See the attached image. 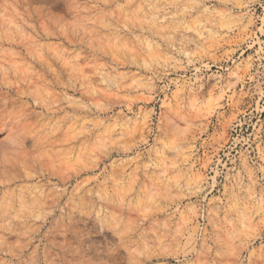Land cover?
I'll return each mask as SVG.
<instances>
[{"label": "rangeland", "instance_id": "1", "mask_svg": "<svg viewBox=\"0 0 264 264\" xmlns=\"http://www.w3.org/2000/svg\"><path fill=\"white\" fill-rule=\"evenodd\" d=\"M250 7L255 22L229 33L205 66L185 55L181 66L149 81L152 72L140 65L153 37L144 33L141 46L138 22L162 21L163 11L146 8L147 17L136 13L122 26L114 19L120 7L109 0L85 31L66 23L71 17L57 0H0V102L7 106L0 141L12 140L16 117L30 114L26 135L13 141L19 153L11 145L0 151V264H120L129 243L144 251L142 264H264V230L254 226L229 245L213 223L218 213L224 218L240 168L264 175L256 171L264 166V0ZM170 35L177 43L195 39L183 30ZM156 39L153 56L175 55ZM236 65L240 82L229 75ZM121 79L129 87L116 92ZM191 80L206 102L192 161L205 179L196 194L165 207L159 178L174 153L158 155L168 142L161 117L168 119ZM260 191L258 182L254 194ZM193 205L194 219L185 214ZM181 224L201 237L195 250Z\"/></svg>", "mask_w": 264, "mask_h": 264}, {"label": "clouds", "instance_id": "2", "mask_svg": "<svg viewBox=\"0 0 264 264\" xmlns=\"http://www.w3.org/2000/svg\"><path fill=\"white\" fill-rule=\"evenodd\" d=\"M57 2L64 5L63 12L71 17L66 21L70 27L87 31L99 22L98 18L93 17V10L100 3H109V0H57ZM116 2L120 7V14L114 15V19L122 26H128L129 19L135 21L136 13L147 17L149 13L145 12L146 8L154 9L157 13L163 11L162 21L153 17L151 20L142 19L138 22L141 34L136 37V40L139 44L144 46L147 41L144 33L153 37L145 52L147 59L141 57L143 63L140 65L152 72V75L148 77L149 81L160 79L166 75L168 70L181 66L184 63L182 57L185 55L188 56L189 63L199 61L202 67L205 66L204 58L214 56L211 50L217 48L219 43L229 36V33L245 29L255 22L252 14L253 9L250 7L255 0H124L122 6L119 5V0ZM240 9H247V11H240ZM180 30L194 33L195 39L191 41L185 39L177 43L170 34ZM260 31L264 32V24L261 25ZM157 37L161 43L166 45L167 49H171L175 53L174 56L157 58L152 55L153 49L160 50ZM189 43L194 44L195 48L189 50ZM177 57L181 59H177ZM241 71L242 65H236L235 70L229 75L234 76L237 82H240L244 79L240 75ZM195 83V80L185 83L183 91H178L176 94L168 119L165 120L161 117V130L168 142H161L163 148L158 152V155H163L164 150H171L174 153V158L171 160L165 157V163L162 165L165 170L159 178V183L163 186L161 199L166 201L165 207H171L185 194H196L199 191V185L205 179L193 171L192 163L196 155L195 141L199 138L198 133L204 129L203 121L199 119L198 113L206 103L202 99L199 87L192 86ZM125 87H129V85L121 79L115 84V91L119 92ZM226 87H231V85ZM153 91L154 89L149 87V95ZM223 91L224 89L221 88V92ZM261 95H264V92H261ZM198 97H200L199 100H197ZM6 107V104L0 102V114L5 113ZM29 118L30 114L26 111L16 117L17 131L12 140L0 141V151L9 149V145H11V151L15 154L19 153L20 144L13 141H21L24 138L26 135L25 124ZM134 131V127L129 128L126 135L132 136ZM124 139L125 136L122 135L120 140ZM261 155L264 158V148L261 149ZM256 171L264 174V166ZM233 179L235 183L232 191L226 197L228 205L221 209L224 218L221 219L218 213L217 218L213 221L214 226L219 230V235L229 245L235 243L242 236L248 237L254 226L264 230V175L257 176L255 173L249 175V169L245 166L234 174ZM258 182L261 184V191L254 194ZM151 203H155V201ZM197 211L195 205L185 206V214L193 219ZM162 227L169 228L171 225ZM181 228L186 233L185 239L189 249L195 250L196 241L201 237L190 225L181 224ZM208 238L204 237L206 240ZM128 249L129 257L120 264H142L141 257L145 253L140 245L133 246L132 243H129Z\"/></svg>", "mask_w": 264, "mask_h": 264}]
</instances>
